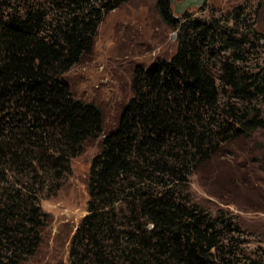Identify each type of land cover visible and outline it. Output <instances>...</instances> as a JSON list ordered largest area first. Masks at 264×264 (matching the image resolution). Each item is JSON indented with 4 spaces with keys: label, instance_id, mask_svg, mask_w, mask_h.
<instances>
[{
    "label": "trees",
    "instance_id": "1",
    "mask_svg": "<svg viewBox=\"0 0 264 264\" xmlns=\"http://www.w3.org/2000/svg\"><path fill=\"white\" fill-rule=\"evenodd\" d=\"M128 1L47 0L50 11L37 0H0V264L36 255L48 223L39 196L99 138L68 264L231 263L223 244L231 225L184 189L224 145L264 131L254 104L264 96V71L242 67L245 9L176 17L169 0H158L161 19L178 30L176 50L135 68L133 95L106 130L101 108L75 98L65 75Z\"/></svg>",
    "mask_w": 264,
    "mask_h": 264
},
{
    "label": "rangeland",
    "instance_id": "2",
    "mask_svg": "<svg viewBox=\"0 0 264 264\" xmlns=\"http://www.w3.org/2000/svg\"><path fill=\"white\" fill-rule=\"evenodd\" d=\"M37 1L48 7L47 0ZM157 1L129 0L109 13L99 26L91 52L65 75L75 98L101 108L106 130L116 125L122 106L133 95L135 68L169 59L176 50L178 30L163 22ZM181 2L172 3L174 12L175 4ZM238 6L245 9L247 24L241 31L249 41L242 67L252 73L264 71V0H207L203 9L184 13L198 19L231 17ZM254 104L264 114V96ZM101 143L102 138L87 141L83 153L71 161L70 171L57 180L53 190L39 196L48 223L40 249L23 264H68L70 241L87 213L89 171ZM263 153L264 131L253 140L224 145L205 170L188 177L184 189L192 203L231 225V230L223 229L230 264H264ZM244 177H250L251 184Z\"/></svg>",
    "mask_w": 264,
    "mask_h": 264
},
{
    "label": "water",
    "instance_id": "3",
    "mask_svg": "<svg viewBox=\"0 0 264 264\" xmlns=\"http://www.w3.org/2000/svg\"><path fill=\"white\" fill-rule=\"evenodd\" d=\"M171 3H176V0H169ZM207 0H182L181 3L175 4V13L183 14L188 9H199ZM264 32V27L262 28ZM176 39V36H175Z\"/></svg>",
    "mask_w": 264,
    "mask_h": 264
}]
</instances>
